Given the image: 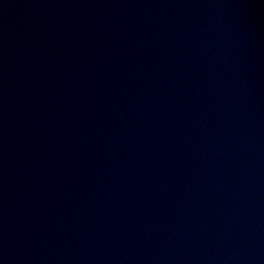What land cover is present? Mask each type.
<instances>
[{
  "label": "water",
  "instance_id": "95a60500",
  "mask_svg": "<svg viewBox=\"0 0 264 264\" xmlns=\"http://www.w3.org/2000/svg\"><path fill=\"white\" fill-rule=\"evenodd\" d=\"M0 264H264V0H0Z\"/></svg>",
  "mask_w": 264,
  "mask_h": 264
}]
</instances>
